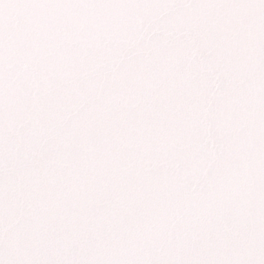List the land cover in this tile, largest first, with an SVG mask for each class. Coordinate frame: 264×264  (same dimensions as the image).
Listing matches in <instances>:
<instances>
[{
    "label": "snow or ice",
    "instance_id": "obj_1",
    "mask_svg": "<svg viewBox=\"0 0 264 264\" xmlns=\"http://www.w3.org/2000/svg\"><path fill=\"white\" fill-rule=\"evenodd\" d=\"M0 264H264V0H0Z\"/></svg>",
    "mask_w": 264,
    "mask_h": 264
}]
</instances>
